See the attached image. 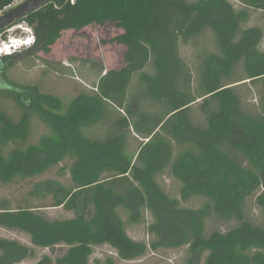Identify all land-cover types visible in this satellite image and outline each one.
Here are the masks:
<instances>
[{
  "label": "trees",
  "instance_id": "1",
  "mask_svg": "<svg viewBox=\"0 0 264 264\" xmlns=\"http://www.w3.org/2000/svg\"><path fill=\"white\" fill-rule=\"evenodd\" d=\"M17 1L0 0V12ZM234 1L239 8L230 0H51L0 30L5 40L8 28L29 27L34 44L25 51L36 56L49 54L65 31L111 23L121 32L109 42L125 48L123 66L102 70L92 93L68 105L5 78L22 50L0 56L6 81L0 83V183L68 164L69 186L45 181L32 193L50 196V206L72 218L48 220L0 202V227L25 234L34 248L66 247L36 264H89L94 248L104 245L122 261L186 247L189 264H264V33L244 27L250 10L264 14V0ZM206 34L213 51L198 59L195 80L179 45ZM253 90L257 105L249 108L245 99ZM5 102L14 105L16 119ZM34 118L48 130L35 143ZM98 125L99 134L88 132ZM131 132L141 140L134 155L127 147ZM165 170L178 182V196L158 183ZM194 199L200 207L185 206ZM249 199L259 222L247 216ZM143 211L151 217L149 242L125 230ZM211 216L232 225L208 232ZM31 258L33 248L0 238V264Z\"/></svg>",
  "mask_w": 264,
  "mask_h": 264
},
{
  "label": "rangeland",
  "instance_id": "2",
  "mask_svg": "<svg viewBox=\"0 0 264 264\" xmlns=\"http://www.w3.org/2000/svg\"><path fill=\"white\" fill-rule=\"evenodd\" d=\"M24 0H19L12 4L10 8L20 4ZM194 1V0H188ZM239 8V4L234 0H230ZM89 10L92 7H86ZM3 12H0V15ZM259 26L264 33V14L259 11L250 10L249 21L244 25ZM19 26L8 28L5 36V43L12 38H20L24 40L27 34ZM111 23L104 25L92 24L80 31L68 30L62 33L60 39L51 47L49 54L38 53L36 56H31L26 48L22 49L20 57L21 61L14 67L8 69L5 73V78L19 85H36L43 93H48L59 97L65 105H68L79 94H91L94 90L96 81L98 80L101 71L117 70L123 66V56L125 48L109 42L111 38L119 34ZM0 37V48L5 44ZM11 45V44H9ZM181 56L190 64L192 75L196 80L198 59L207 52L213 51L212 40L208 34L202 36L197 41H190L186 44L180 42ZM261 51H264V38L259 46ZM12 52L13 49L8 50ZM13 53V52H12ZM5 55L1 53L0 56ZM0 83L6 81L0 74ZM256 91H251L246 95V105L249 108L257 105ZM6 111L17 118L14 105L10 102H5ZM194 117L197 121L202 120V115L198 106L193 107ZM33 134L31 142L35 143L42 135H47L46 126L37 118L32 120ZM103 127L98 125L92 128L89 133L99 134ZM91 135V136H92ZM140 139L134 132H131L128 137V152L134 155L138 149ZM67 161L52 168L46 174L40 177L17 180L11 184L4 185L0 183V202L7 201L8 207L15 209L18 207H28L40 213L48 220H63L73 217V213L64 210L62 207H51L52 200L46 194L33 195V190L36 184L45 181H57L65 186H69V176L66 175L65 167ZM161 187L170 195L178 196L179 184L172 177L169 170H165L157 178ZM33 192V193H32ZM202 204V200H191L185 206L198 208ZM247 216L253 222H259L260 211L256 207L253 199H249L245 207ZM120 216L123 220H127V215L120 211ZM151 222V217L147 211L142 212L141 218L137 222L126 223L127 235L135 241L149 242L152 237L147 233V227ZM232 224H227L215 217H210L206 221V230L208 232L218 229L225 231ZM0 238L16 240L21 244L34 249V258L27 259L20 264H36L43 256H49L53 260L62 255L66 247L59 246L53 249L34 248L29 238L18 231L9 230L0 227ZM111 258L115 264H189L187 248L177 250L158 249L155 252L149 251L145 256L132 261H122L118 259L117 254L109 246L104 245L95 247L93 254L90 257L89 264H105L106 259Z\"/></svg>",
  "mask_w": 264,
  "mask_h": 264
},
{
  "label": "water",
  "instance_id": "3",
  "mask_svg": "<svg viewBox=\"0 0 264 264\" xmlns=\"http://www.w3.org/2000/svg\"><path fill=\"white\" fill-rule=\"evenodd\" d=\"M49 1L51 0H24L13 8L8 9L0 15V30L10 26L22 16L28 14L33 10L38 9Z\"/></svg>",
  "mask_w": 264,
  "mask_h": 264
},
{
  "label": "clouds",
  "instance_id": "4",
  "mask_svg": "<svg viewBox=\"0 0 264 264\" xmlns=\"http://www.w3.org/2000/svg\"><path fill=\"white\" fill-rule=\"evenodd\" d=\"M17 29H19V30L21 29L24 33L27 34V37L24 38V40H21L20 38H18L21 41L14 40V41H12V44L13 45H19L20 43H22V44L25 43L27 45L23 46L22 44H20L19 46L14 48L12 52L21 51L23 48H29L30 46H32L34 44V36H33V33H32V31H31V29L29 27L24 26V25H20ZM3 42L5 43V40ZM7 42L8 43H5V44H8V45L11 44V40H8ZM12 52H5L4 54H10Z\"/></svg>",
  "mask_w": 264,
  "mask_h": 264
},
{
  "label": "bare ground",
  "instance_id": "5",
  "mask_svg": "<svg viewBox=\"0 0 264 264\" xmlns=\"http://www.w3.org/2000/svg\"><path fill=\"white\" fill-rule=\"evenodd\" d=\"M20 44H22V43H20ZM20 44H19V45H20ZM19 45H13V44H12V45H10V46H7L6 48H3V49L0 51V54H1V53H5V52H9L8 50H10V49H14V48H16V47L19 46ZM22 45L24 46V45H27V44L23 43Z\"/></svg>",
  "mask_w": 264,
  "mask_h": 264
},
{
  "label": "built area",
  "instance_id": "6",
  "mask_svg": "<svg viewBox=\"0 0 264 264\" xmlns=\"http://www.w3.org/2000/svg\"><path fill=\"white\" fill-rule=\"evenodd\" d=\"M14 40H16V41H21L20 39H18V38H12V41H14ZM11 45H12V42H11ZM7 46H9L8 44H4L1 48H0V51L3 49V48H6Z\"/></svg>",
  "mask_w": 264,
  "mask_h": 264
}]
</instances>
